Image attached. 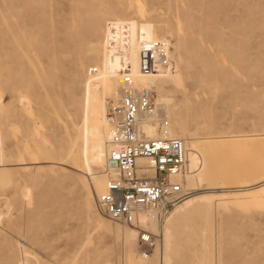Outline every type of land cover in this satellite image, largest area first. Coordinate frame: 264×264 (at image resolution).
I'll return each instance as SVG.
<instances>
[{"label": "rangeland", "instance_id": "obj_1", "mask_svg": "<svg viewBox=\"0 0 264 264\" xmlns=\"http://www.w3.org/2000/svg\"><path fill=\"white\" fill-rule=\"evenodd\" d=\"M133 32L166 38L170 123L177 112L187 128L179 138L213 142L211 174L196 187L220 192L177 221L170 264H264V188L238 191L264 176V0H0V264H158L159 207L156 229L138 225L159 234L154 244L138 231L129 240L138 228L98 203L106 158L83 164L82 133L79 162L66 147L88 67L102 70L103 36ZM231 136L246 141L225 143Z\"/></svg>", "mask_w": 264, "mask_h": 264}, {"label": "bare ground", "instance_id": "obj_2", "mask_svg": "<svg viewBox=\"0 0 264 264\" xmlns=\"http://www.w3.org/2000/svg\"><path fill=\"white\" fill-rule=\"evenodd\" d=\"M103 37L101 43H99V52L97 53V59L95 60L97 65L102 67V70L98 71V66L88 67L90 74H88L84 80L86 106L83 108L80 125L75 131V136L66 146L67 154H70L71 157L79 162L80 159L78 157L76 140L78 134L82 133L84 141V165H88L89 162L101 163L105 161V158L107 163L109 149L108 143L111 135L107 114V104H109V101L107 100V95L109 94L107 86L109 82L117 83V81L119 86L123 74L129 75L137 85H149L153 86L155 89V108L153 109V112L146 116V119L140 123V129L144 138H179L180 135L185 134L187 129L181 122L180 115L177 112L173 113V117L171 118L172 121L170 123L169 104L171 99L165 94V82L171 80V78L172 80L174 79L173 55L169 54L167 66L161 69L158 56L155 54H146L142 51L145 43L154 44L158 39L141 40L137 38L134 32L126 39H110L105 36ZM162 39L166 42L165 37ZM94 69H96V73L93 72ZM161 75L162 77H160ZM156 86L159 91L158 94ZM110 91L112 92H110L111 95L116 99L118 94L117 86H112L111 84ZM101 128L104 130V136L101 133ZM229 138L230 139H227L225 143L230 145L246 141L245 137L234 138L231 136ZM256 138L258 139V137ZM257 139L251 138L249 141ZM261 140H264V137H260V141ZM212 143L213 142H202V144H200V141H189V139L184 141L189 156V171L186 173V185L196 191L170 208L167 212V214L169 213L168 216L167 214L165 215L166 218L164 217V225L162 227L160 225L162 230L160 234L161 245L158 253V264L172 263L170 250L173 241V227L177 224V221L185 217L189 212L198 207V205L211 200L213 194L220 192L219 190L198 191L200 189L196 187L198 183L203 184L209 179L211 174L209 166L211 152L209 150L211 149ZM137 161L139 163L147 164V166H149L147 171L152 175L153 170L150 168V161L144 158H139ZM180 177L182 176L176 175L174 179L181 182ZM106 182L107 177H104L103 186L99 195L104 192ZM262 188H264V176L252 182V184L247 185L245 189L242 188L237 190L252 191ZM154 217L155 213L152 209H148L140 213L138 222L142 226L149 224L150 227L156 229L157 225ZM98 221L103 224L101 219H98ZM119 230L123 231V229ZM137 231L138 230L135 229L129 230V240L133 241L137 238Z\"/></svg>", "mask_w": 264, "mask_h": 264}, {"label": "built area", "instance_id": "obj_3", "mask_svg": "<svg viewBox=\"0 0 264 264\" xmlns=\"http://www.w3.org/2000/svg\"><path fill=\"white\" fill-rule=\"evenodd\" d=\"M142 51L158 56L161 69L167 66L169 46L163 40L145 43ZM155 99L153 86L137 85L129 75L121 76L117 97L110 101L108 111L111 135L105 171L107 182L98 196L99 206L110 219L137 227L140 244L148 245H153L159 234L138 227L140 213L159 207V216L164 220L168 210L189 194L183 183L174 179L189 171L184 141L142 136L140 123L153 112ZM139 158L150 161L152 175L147 164L137 161Z\"/></svg>", "mask_w": 264, "mask_h": 264}]
</instances>
